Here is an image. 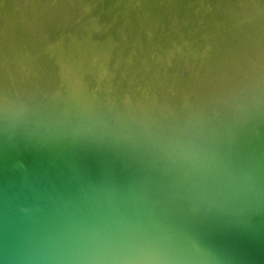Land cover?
<instances>
[{"label": "water", "instance_id": "95a60500", "mask_svg": "<svg viewBox=\"0 0 264 264\" xmlns=\"http://www.w3.org/2000/svg\"><path fill=\"white\" fill-rule=\"evenodd\" d=\"M0 264H264V0H0Z\"/></svg>", "mask_w": 264, "mask_h": 264}]
</instances>
